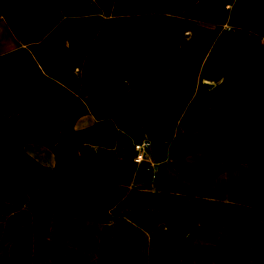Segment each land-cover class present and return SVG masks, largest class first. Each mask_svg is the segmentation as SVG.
Wrapping results in <instances>:
<instances>
[{"label": "rangeland", "instance_id": "rangeland-1", "mask_svg": "<svg viewBox=\"0 0 264 264\" xmlns=\"http://www.w3.org/2000/svg\"><path fill=\"white\" fill-rule=\"evenodd\" d=\"M0 14V264H264V0Z\"/></svg>", "mask_w": 264, "mask_h": 264}, {"label": "crops", "instance_id": "crops-1", "mask_svg": "<svg viewBox=\"0 0 264 264\" xmlns=\"http://www.w3.org/2000/svg\"><path fill=\"white\" fill-rule=\"evenodd\" d=\"M23 48V42L16 35V33L11 28L7 20L0 14V58L9 56L16 52H19ZM119 111L114 115H119ZM116 116H114L111 121V126L116 128ZM106 123L96 119L92 115H85L79 119L76 123L77 130L80 131H91L95 129L105 128ZM36 158V156H35ZM54 161H50L49 168L52 167Z\"/></svg>", "mask_w": 264, "mask_h": 264}, {"label": "built area", "instance_id": "built-area-1", "mask_svg": "<svg viewBox=\"0 0 264 264\" xmlns=\"http://www.w3.org/2000/svg\"><path fill=\"white\" fill-rule=\"evenodd\" d=\"M151 149H152L151 142H144L137 145L135 163L138 165L144 164L148 159V154Z\"/></svg>", "mask_w": 264, "mask_h": 264}, {"label": "trees", "instance_id": "trees-1", "mask_svg": "<svg viewBox=\"0 0 264 264\" xmlns=\"http://www.w3.org/2000/svg\"><path fill=\"white\" fill-rule=\"evenodd\" d=\"M95 130H97V129H95Z\"/></svg>", "mask_w": 264, "mask_h": 264}]
</instances>
